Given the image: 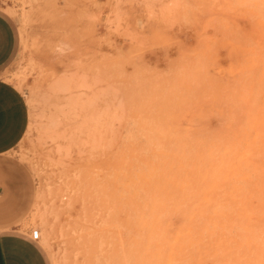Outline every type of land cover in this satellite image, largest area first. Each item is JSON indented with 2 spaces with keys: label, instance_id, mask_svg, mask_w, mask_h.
Here are the masks:
<instances>
[{
  "label": "rangeland",
  "instance_id": "obj_1",
  "mask_svg": "<svg viewBox=\"0 0 264 264\" xmlns=\"http://www.w3.org/2000/svg\"><path fill=\"white\" fill-rule=\"evenodd\" d=\"M0 12L16 35L0 87L22 109L0 144V232L38 229L47 264H254L264 216L237 213L257 206L264 164V0H0ZM250 143L263 153L247 167ZM181 159L182 193L140 182L147 162ZM187 231L194 243L168 260Z\"/></svg>",
  "mask_w": 264,
  "mask_h": 264
},
{
  "label": "bare ground",
  "instance_id": "obj_2",
  "mask_svg": "<svg viewBox=\"0 0 264 264\" xmlns=\"http://www.w3.org/2000/svg\"><path fill=\"white\" fill-rule=\"evenodd\" d=\"M261 136V139H263V136H264V134H262V133H258V136ZM264 142L262 141V144H263ZM195 149V148H194ZM262 147L261 148H258L257 149V145L256 146H254L253 145V143H250L249 145H248V148L246 149V150H244V151H241V152H237V154H238V156H241V157H243V158H245V164H246V166L248 167L249 166V162H250V156L251 155H253V153L255 154L256 152L259 154V153H263V151H262ZM232 152H233V149H232ZM135 153V152H134ZM140 153V152H139ZM180 153V152H179ZM155 154V153H154ZM161 154V153H160ZM167 155H170V154H167ZM173 155H174V153H173ZM176 155V154H175ZM174 155V156H175ZM181 155V154H180ZM151 157V156H150ZM181 157V156H180ZM174 158V157H173ZM145 159V158H144ZM176 159L178 160V156L176 157ZM133 160H134V158H133ZM149 160V159H148ZM147 160V161H148ZM154 160V159H153ZM189 161V160H188ZM188 161H187V163H188ZM130 162H132V161H130ZM136 163H139V162H136ZM254 162H252V164H253ZM125 164H126V162H125ZM124 164V165H125ZM135 164V163H134ZM147 164V169H145V170H147L146 171V173L145 172H142L141 171V173H139L138 174V178H139V180H140V182L141 183H147V184H150L151 185V190L152 191H155L156 193H158V191H160V193L161 192H163V191H165L166 192V195H167V193H173V192H176V193H178V194H180V193H182V191L184 190V186H186V184H185V175L183 174V172L182 171H184L185 170V165L183 164V159H181V160H179V164H175V165H171V163H169L168 161H160V163H157V164H159V165H155L154 164V162H151V161H149V162H147L146 163ZM128 165H129V163H128ZM135 166V165H134ZM159 166H160V168H159ZM233 164L231 165V164H229L228 163V166H227V168H228V171H230L233 167ZM139 167V166H138ZM146 167V166H145ZM144 167V168H145ZM212 167V166H211ZM253 167H254V170H255V172H257V171H261V176H260V182L262 181V179H263V176H264V164H253ZM135 168V167H134ZM138 169V168H137ZM175 169V170H174ZM189 169V168H188ZM199 171V170H198ZM136 172H138V171H136ZM190 173V172H189ZM207 174H205L204 175V183H207V180H208V176H209V174L208 173H210L209 171L208 172H206ZM254 173V172H253ZM211 174V173H210ZM214 174V173H213ZM225 178H224V180L226 179V177H228L229 178V173L227 174L226 173V175L224 176ZM232 177H234V172H232ZM216 176L214 177V180H216ZM243 178H245L246 179V174H243ZM213 179V178H212ZM244 179V180H245ZM247 181H248V178H247ZM260 182H259V184H258V191H257V194H259V195H257L256 196V198H254V200L256 201V203H257V206H252V208H251V206H248V207H246V208H244L242 211H239V213H237L238 215H241L240 213H242V215L244 216V217H248L249 215H252V214H255L256 216H258V217H261V216H264V183L263 182H261V184H260ZM231 183H233V182H231ZM146 184V185H147ZM145 185V186H146ZM245 186H247V185H245ZM234 195L236 194V196L237 197H240V198H242V199H245V198H248L249 200L250 199H252L253 200V197L254 196H249V195H247L246 193H245V190H243V188L236 182V181H234ZM144 190L147 192V191H149V189H148V187H147V189L146 188H144ZM243 192H244V194H243ZM154 193V192H153ZM148 194V193H147ZM151 194V193H150ZM246 194V195H245ZM172 196V195H171ZM156 198V197H155ZM153 199L152 198V200L150 199V208H151V211L152 210H157V209H161L162 208V206H163V200L161 201V200H159V199ZM169 198V197H168ZM237 212V211H236ZM236 212H234V213H236ZM143 214V213H142ZM157 215V214H156ZM234 216H236V214H234ZM153 218H154V216H153ZM158 218H160V217H158ZM248 219H250V218H248ZM150 221H151V219H150ZM157 221V220H156ZM145 222H143V225H145L144 224ZM136 224V223H135ZM138 225V224H137ZM159 226V225H158ZM159 229V228H158ZM172 229V228H171ZM189 230L190 231H192V228H189ZM182 231V230H181ZM190 231H187L186 232V234L185 235H182L180 232H177L176 233V235H174L173 237H172V240H170V241H172V243H170L171 245H170V252H169V256H167L168 257V260H170V259H172V257H173V255H176V257H178L179 258V256H182L183 255V253H184V250L186 249V247H187V245H190V244H193L194 243V241H195V238L196 237H193V235L191 236V234H189V233H191ZM182 235V236H181ZM138 237V236H137ZM181 237L183 238V243H182V241H181ZM134 238V237H133ZM139 239H141V238H139ZM95 240V239H94ZM138 240V239H137ZM150 240V239H149ZM131 241H133L132 239H131ZM135 242V241H134ZM245 241H243V243H244ZM93 243H95V241L93 242ZM98 243V242H97ZM135 243H137V242H135ZM139 244V243H138ZM134 245V243L132 244V246ZM99 246V245H98ZM134 246H136V245H134ZM179 248V250L177 249V247ZM176 247V248H175ZM258 247V246H257ZM114 248V247H113ZM104 249V247L102 248L101 247V251ZM139 249V248H138ZM104 250H106V249H104ZM143 250V249H142ZM146 251H147V249H146ZM136 252V251H135ZM135 252H133V253H135ZM137 252H138V250H137ZM143 252H144V250H143ZM103 253H104V251H103ZM130 253V252H129ZM132 253V252H131ZM132 253V254H133ZM140 253H142V252H140ZM136 254V253H135ZM156 254H159L158 252L156 253ZM144 255H145V253H144ZM148 255V254H147ZM109 256V255H108ZM114 256V255H113ZM130 256H132V255H130ZM134 256V255H133ZM154 256H156V255H154ZM237 256H238V254H237ZM150 256H148V258H149ZM144 258H145V256H144ZM159 258H161V256H158L157 257V260H159ZM199 258V257H198ZM112 260V259H111ZM142 260V262H143V259H141ZM146 260H147V258H146ZM156 260V261H157ZM253 261H254V264H264V251H259V252H257L256 253V255H254V257H253V259H252ZM154 262V261H153ZM150 264V263H149Z\"/></svg>",
  "mask_w": 264,
  "mask_h": 264
},
{
  "label": "crops",
  "instance_id": "obj_3",
  "mask_svg": "<svg viewBox=\"0 0 264 264\" xmlns=\"http://www.w3.org/2000/svg\"><path fill=\"white\" fill-rule=\"evenodd\" d=\"M15 30L7 16L0 12V66L12 55ZM20 104L0 87V144L14 136L22 121ZM0 264H47L37 243L27 233L0 232Z\"/></svg>",
  "mask_w": 264,
  "mask_h": 264
},
{
  "label": "built area",
  "instance_id": "obj_4",
  "mask_svg": "<svg viewBox=\"0 0 264 264\" xmlns=\"http://www.w3.org/2000/svg\"><path fill=\"white\" fill-rule=\"evenodd\" d=\"M30 237L33 240H37L39 238V230L38 229H32L30 232Z\"/></svg>",
  "mask_w": 264,
  "mask_h": 264
}]
</instances>
